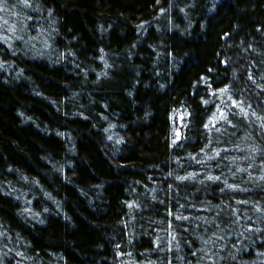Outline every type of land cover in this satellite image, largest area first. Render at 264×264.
I'll use <instances>...</instances> for the list:
<instances>
[{
    "label": "trees",
    "instance_id": "1",
    "mask_svg": "<svg viewBox=\"0 0 264 264\" xmlns=\"http://www.w3.org/2000/svg\"><path fill=\"white\" fill-rule=\"evenodd\" d=\"M0 264H264V0H0Z\"/></svg>",
    "mask_w": 264,
    "mask_h": 264
},
{
    "label": "snow or ice",
    "instance_id": "2",
    "mask_svg": "<svg viewBox=\"0 0 264 264\" xmlns=\"http://www.w3.org/2000/svg\"><path fill=\"white\" fill-rule=\"evenodd\" d=\"M24 2H25V4H27L28 3V0H24Z\"/></svg>",
    "mask_w": 264,
    "mask_h": 264
}]
</instances>
